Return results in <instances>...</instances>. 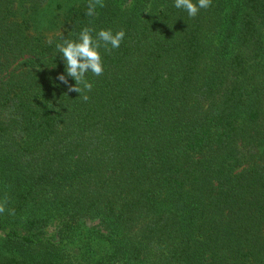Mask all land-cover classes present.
Segmentation results:
<instances>
[{
    "label": "trees",
    "instance_id": "16d2710c",
    "mask_svg": "<svg viewBox=\"0 0 264 264\" xmlns=\"http://www.w3.org/2000/svg\"><path fill=\"white\" fill-rule=\"evenodd\" d=\"M47 1L0 0V264H264V0ZM86 26L125 36L84 102Z\"/></svg>",
    "mask_w": 264,
    "mask_h": 264
},
{
    "label": "clouds",
    "instance_id": "9594fccd",
    "mask_svg": "<svg viewBox=\"0 0 264 264\" xmlns=\"http://www.w3.org/2000/svg\"><path fill=\"white\" fill-rule=\"evenodd\" d=\"M212 0H174V6L177 9L186 10L189 17H195L200 9H207L211 6ZM104 7V0H88L86 15L95 17L97 8ZM95 31V37L93 32ZM125 32L120 29L113 33L111 29H100L96 31L93 27L86 26L80 30L77 39H64L56 44V49L61 55L65 73L58 74L57 80L64 84L69 93H78L80 99L84 102L89 100L88 92L92 91L93 85L87 79V74L101 76L104 73V66L99 49L111 52L112 49L119 48L124 39ZM50 42V41H49ZM69 78L75 81L69 83ZM8 198L0 200V214L6 210ZM10 215H15V210H9Z\"/></svg>",
    "mask_w": 264,
    "mask_h": 264
},
{
    "label": "rangeland",
    "instance_id": "374dc122",
    "mask_svg": "<svg viewBox=\"0 0 264 264\" xmlns=\"http://www.w3.org/2000/svg\"><path fill=\"white\" fill-rule=\"evenodd\" d=\"M72 0H48L40 14L39 25H47L52 20H63Z\"/></svg>",
    "mask_w": 264,
    "mask_h": 264
}]
</instances>
